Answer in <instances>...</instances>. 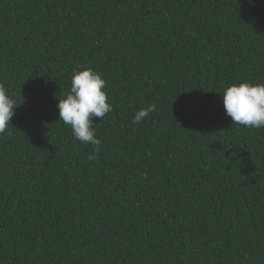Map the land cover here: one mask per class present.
<instances>
[{"label":"trees","instance_id":"1","mask_svg":"<svg viewBox=\"0 0 264 264\" xmlns=\"http://www.w3.org/2000/svg\"><path fill=\"white\" fill-rule=\"evenodd\" d=\"M84 68L112 106L94 161L57 108ZM244 81L264 0H0V264H264V128L222 103Z\"/></svg>","mask_w":264,"mask_h":264},{"label":"clouds","instance_id":"2","mask_svg":"<svg viewBox=\"0 0 264 264\" xmlns=\"http://www.w3.org/2000/svg\"><path fill=\"white\" fill-rule=\"evenodd\" d=\"M105 88V80L91 68L74 69L70 91L57 104L59 120L70 126L75 140L95 146L93 153L87 157L90 161L97 159L101 146V140L97 138L93 126V118H100L102 121L112 111ZM222 98L225 113L233 124L264 128V83L244 81L232 84L224 89ZM16 107L5 87L0 84V136L7 132ZM155 108L153 104L137 111L133 116V123L143 122Z\"/></svg>","mask_w":264,"mask_h":264}]
</instances>
